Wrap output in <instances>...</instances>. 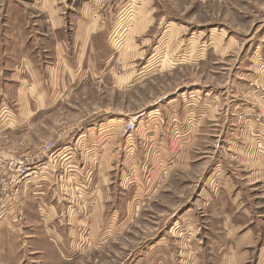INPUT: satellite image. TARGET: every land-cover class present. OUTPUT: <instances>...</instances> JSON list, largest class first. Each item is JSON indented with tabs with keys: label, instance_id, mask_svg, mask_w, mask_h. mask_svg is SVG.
Returning <instances> with one entry per match:
<instances>
[{
	"label": "rangeland",
	"instance_id": "obj_1",
	"mask_svg": "<svg viewBox=\"0 0 264 264\" xmlns=\"http://www.w3.org/2000/svg\"><path fill=\"white\" fill-rule=\"evenodd\" d=\"M121 3L107 0L95 43L75 49L88 61L79 87L52 91L58 103L32 127L1 128L18 111L6 91L0 178L7 162L32 158L46 142L78 141L66 145L68 172L52 160L26 178L13 202L20 219L0 230V264L189 263L205 225L221 228L209 201L235 197L250 209L257 241L264 237V180L251 177L258 166L248 128V120L264 126V99L252 92H264V0ZM24 215L54 218L38 230L65 239L35 241L36 258L17 235Z\"/></svg>",
	"mask_w": 264,
	"mask_h": 264
},
{
	"label": "crops",
	"instance_id": "obj_2",
	"mask_svg": "<svg viewBox=\"0 0 264 264\" xmlns=\"http://www.w3.org/2000/svg\"><path fill=\"white\" fill-rule=\"evenodd\" d=\"M128 1L131 0H119L120 3L122 2L121 5ZM106 2L107 0L104 2L103 0H0V108L3 107L4 112L10 114L11 110L5 103L6 91H12L14 99L19 102L16 103L19 112L12 106L13 121L4 123L1 128H10L9 132H20L32 127L35 123L34 117L48 111L54 103H58L59 99L52 91H75L79 87L81 82L76 83V81L85 78L81 73L84 71L82 64L88 61L82 59L80 52L75 53V49L79 43V49L84 50L90 46V43H95L93 40L102 30L100 15L102 8L106 7ZM86 33L88 36L85 40ZM79 70L81 72L77 74ZM241 92L248 91H239L240 94ZM252 92L256 98L264 99V92ZM257 105L254 109L263 110L261 104V106ZM20 112L27 114V119L21 118ZM248 122L251 123L248 128L253 127V135L249 139L253 145L252 162L254 167L258 166L253 170L251 177L264 180V126L256 124L255 121L248 120ZM55 140L56 148L52 153L39 157V149L31 156L33 159L38 157L44 159L47 165L54 160L58 165H55V168L57 167L62 173L68 172L66 167L69 165V160H63L70 154L66 150V145L78 139L72 141L70 137L68 140L66 138ZM71 154L69 158L74 160V153ZM2 155L4 151L0 150V156ZM36 180L38 179L33 182ZM47 183H50V177L47 181H37L35 187ZM55 183L57 185L58 182ZM25 187L28 186L23 185L21 196L24 195ZM32 187L29 185V189L33 192L35 187ZM33 193L36 199H43L44 191L35 190ZM39 193L41 196L37 197ZM241 200L235 197L223 201H209L213 206L215 205L221 228L213 230L206 224L203 228V237L199 238L196 249L191 251V262L185 264H203L199 259L206 256L211 257L206 264H264V237L261 242L257 241V230L254 228L250 209ZM96 205H90V208ZM251 211L255 213L254 209ZM23 218L24 221L19 222L17 235L24 245L30 244L27 249L31 250L36 258L42 252L36 246H33L36 248L32 247L35 241L46 240L53 243L52 239H65L60 232L54 235L52 231L38 230V226L51 224L54 218L51 220L52 218L47 215L29 217L24 215ZM254 219L256 222L260 221ZM90 220L91 218L87 220V217H84L82 222H93V218ZM99 220L100 217L95 219L96 222ZM6 221L0 224V230L8 225ZM23 223L26 226L22 230ZM1 235L4 234L0 233ZM174 262L180 264L178 260ZM150 264L157 263L152 261Z\"/></svg>",
	"mask_w": 264,
	"mask_h": 264
},
{
	"label": "built area",
	"instance_id": "obj_3",
	"mask_svg": "<svg viewBox=\"0 0 264 264\" xmlns=\"http://www.w3.org/2000/svg\"><path fill=\"white\" fill-rule=\"evenodd\" d=\"M54 143L46 142L40 148V157L54 151ZM8 170L0 178V193L4 197L0 199V224L5 223L7 219L19 218V214L13 209V202L21 192L23 185L26 184V178L36 176L37 173L47 169V161L33 158L15 159L7 162Z\"/></svg>",
	"mask_w": 264,
	"mask_h": 264
}]
</instances>
